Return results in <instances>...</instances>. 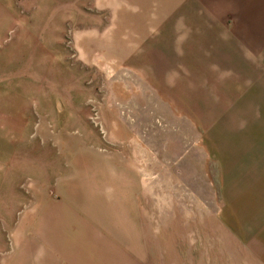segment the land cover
<instances>
[{"label":"rangeland","instance_id":"374dc122","mask_svg":"<svg viewBox=\"0 0 264 264\" xmlns=\"http://www.w3.org/2000/svg\"><path fill=\"white\" fill-rule=\"evenodd\" d=\"M113 183L155 264H264V0H0V264Z\"/></svg>","mask_w":264,"mask_h":264},{"label":"crops","instance_id":"0c3cea01","mask_svg":"<svg viewBox=\"0 0 264 264\" xmlns=\"http://www.w3.org/2000/svg\"><path fill=\"white\" fill-rule=\"evenodd\" d=\"M6 11L7 9H5V14ZM65 188L66 191L61 194L59 200H55L51 195H43L42 213L45 214L50 209L61 211L64 202L71 200L76 204L79 201L82 188L79 187L77 182L76 187L73 189H70V186H65ZM112 188H115V192L111 195L106 194V215L104 213L100 214V218H96L98 220L97 224H92L91 230L87 221L81 224V229H84V232H80L81 235L78 232H69L67 235L61 236V241L58 242L59 236H52L54 240L52 242L54 243L53 248H51V243L46 246L45 241H43L40 264H155L151 257L153 245L157 247L158 240L142 233V223L138 212L133 213V216L129 219L126 217V208L123 206L124 210L117 211L116 216H112L111 207L118 208L112 201L115 198L124 201L123 193L118 190L119 185L113 183ZM114 228H116L119 237H117ZM112 235H115L118 239L114 240ZM79 237H82V240ZM88 237L92 238L91 247L88 246ZM80 245L81 251H78ZM46 248H49L47 253ZM88 249H91V252Z\"/></svg>","mask_w":264,"mask_h":264}]
</instances>
